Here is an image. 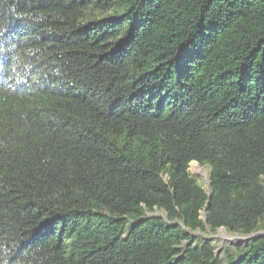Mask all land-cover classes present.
<instances>
[{
    "label": "trees",
    "instance_id": "obj_1",
    "mask_svg": "<svg viewBox=\"0 0 264 264\" xmlns=\"http://www.w3.org/2000/svg\"><path fill=\"white\" fill-rule=\"evenodd\" d=\"M260 236L264 0H0V264H264Z\"/></svg>",
    "mask_w": 264,
    "mask_h": 264
},
{
    "label": "rangeland",
    "instance_id": "obj_2",
    "mask_svg": "<svg viewBox=\"0 0 264 264\" xmlns=\"http://www.w3.org/2000/svg\"><path fill=\"white\" fill-rule=\"evenodd\" d=\"M188 171L190 175L194 177L195 179H197L199 183H202L206 186L207 172L205 169L200 168L197 163H191ZM218 237L219 239L230 240V238L227 236V234L223 230H220V232L218 233Z\"/></svg>",
    "mask_w": 264,
    "mask_h": 264
},
{
    "label": "water",
    "instance_id": "obj_3",
    "mask_svg": "<svg viewBox=\"0 0 264 264\" xmlns=\"http://www.w3.org/2000/svg\"><path fill=\"white\" fill-rule=\"evenodd\" d=\"M207 184H208V183H207ZM206 189L209 190V184L207 185ZM205 212H206V211H205ZM206 215H207V213H205V215H204V217H203L205 223L207 222V220H206V218H205ZM216 238H219V237L217 236ZM259 238H264V236H260ZM238 247H242V246L239 245Z\"/></svg>",
    "mask_w": 264,
    "mask_h": 264
},
{
    "label": "clouds",
    "instance_id": "obj_4",
    "mask_svg": "<svg viewBox=\"0 0 264 264\" xmlns=\"http://www.w3.org/2000/svg\"><path fill=\"white\" fill-rule=\"evenodd\" d=\"M208 183V181L206 182V187H207V185L209 184H207ZM207 190V189H206ZM207 191H209V190H207ZM203 213V212H202ZM202 213H201V216H202ZM204 213H206L205 211H204ZM206 218V217H205ZM202 219H203V216H202ZM204 220V219H203ZM224 231V230H223ZM225 232V231H224Z\"/></svg>",
    "mask_w": 264,
    "mask_h": 264
}]
</instances>
